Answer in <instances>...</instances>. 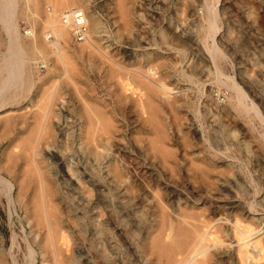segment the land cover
<instances>
[{"label": "rangeland", "instance_id": "rangeland-1", "mask_svg": "<svg viewBox=\"0 0 264 264\" xmlns=\"http://www.w3.org/2000/svg\"><path fill=\"white\" fill-rule=\"evenodd\" d=\"M7 1L0 264H264V0Z\"/></svg>", "mask_w": 264, "mask_h": 264}, {"label": "bare ground", "instance_id": "bare-ground-1", "mask_svg": "<svg viewBox=\"0 0 264 264\" xmlns=\"http://www.w3.org/2000/svg\"><path fill=\"white\" fill-rule=\"evenodd\" d=\"M75 2H74V4L73 5H71V6H69V7H67L66 9H64V11L63 10H61V11H63L61 14L58 12V14H59V16H58V19H59V22H60V24H58L59 25V32L58 33H56V32H54L53 31V33H56L57 34V39L56 40H54V41H52V43L55 45V47H59V46H61L60 45V42H59V37H61V36H63V34L65 33V29L66 28H68L69 29V27L66 25V23L65 22H67V18L69 17V15H71V14H73V13H75V12H77L78 10H80V11H83V7H82V4H81V2H80V0H74ZM2 2V1H1ZM73 7H76V8H73ZM82 9V10H81ZM83 13H84V11H83ZM82 13V14H83ZM0 15H1V17L3 18V23H5V24H3V26L6 28V30H7V32L6 33H8V36H9V41H8V43H7V48L5 49V51L4 52H6L5 54H4V52H3V54L4 55H2L1 56V58H0V90L1 89H3L4 87L6 88V86L7 85H9V83L11 82V81H16L15 80V78L16 79H18L19 77H21L22 78V76H23V66L24 65H22L23 63H22V61L21 60H19L18 59V57H16V56H19V55H21L22 53H23V47H22V45H21V43L19 42V35H18V30H17V23L15 24L13 21H11L10 20V16H11V13H10V4H9V1H7V0H4L3 2H2V6H1V10H0ZM94 16V15H93ZM72 17V16H71ZM96 17V16H95ZM57 19V20H58ZM62 19H65L64 21L62 20ZM98 19V18H97ZM1 20V19H0ZM87 21H88V18H87ZM97 21V20H96ZM1 23H2V21H1ZM98 23V22H97ZM96 25V24H95ZM95 27V26H94ZM58 28V27H57ZM94 29V28H93ZM26 33L28 34V35H30L31 37H34V35H35V31H34V29L33 28H30V29H27L26 30ZM55 34V35H56ZM71 34V33H70ZM37 35H38V33H37ZM45 35V34H44ZM48 33L46 34V37H48ZM88 35H89V31H88ZM88 35H87V37H86V39L84 40V41H86L89 37H88ZM65 36H67V35H65ZM36 37V36H35ZM38 39V38H37ZM41 39V38H40ZM32 40V39H31ZM50 42V41H49ZM83 42V41H82ZM41 43H42V41H41ZM46 47V46H45ZM53 49V48H52ZM23 55H24V53H23ZM23 57V56H22ZM112 61V60H111ZM119 67H121V66H119ZM115 69H118V68H115ZM120 69V68H119ZM127 69V68H126ZM148 70V69H147ZM6 72V76L5 75H3V72ZM128 71V70H127ZM127 80V79H126ZM218 81H219V79H218ZM126 82H129V81H126ZM126 82H125V85H126ZM222 82V81H221ZM18 83V82H17ZM158 83V82H157ZM14 84V83H13ZM129 84H132V83H129ZM161 85L162 84H164V83H160ZM160 84H158V86L160 85ZM127 85H128V83H127ZM15 86V85H14ZM128 87H130L129 89H132V90H134V92H135V89H134V86H130V85H128ZM128 87H126V88H128ZM132 87V88H131ZM157 87V86H156ZM160 87V86H159ZM164 87V86H163ZM162 87V88H163ZM165 87H166V85H165ZM164 87V88H165ZM11 88V87H10ZM167 88V87H166ZM169 88V87H168ZM9 89V88H8ZM8 89H7V91H8ZM10 91H11V89H9ZM16 90V89H15ZM171 91V90H170ZM6 92V91H5ZM13 93H14V91H13ZM170 98V97H169ZM140 104V103H139ZM246 105V104H245ZM90 106V105H89ZM198 106V105H197ZM218 107V106H217ZM198 108V107H197ZM249 112V111H248ZM102 114H105V113H102ZM91 117V116H90ZM88 120V119H87ZM93 120H92V117H91V122H92ZM97 120L95 121V118H94V124L96 125L97 123ZM93 123V122H92ZM94 124H92V125H94ZM94 125V126H95ZM97 126H99V125H97ZM89 127H91L90 125H89ZM105 127V126H104ZM100 128V127H99ZM89 129H91V128H89ZM92 129H94V127H92ZM102 129V128H101ZM92 131V130H91ZM94 131H96L95 129H94ZM93 131V132H94ZM101 131V130H100ZM98 132V131H97ZM94 135V134H93ZM105 135V134H104ZM95 136V135H94ZM92 140V139H91ZM94 145V144H93ZM91 146V145H90ZM94 148V147H93ZM194 164V163H193ZM46 185V184H45ZM41 189V188H40ZM43 198V197H42ZM252 208V207H251ZM193 213V212H192ZM190 215V214H189ZM228 219V218H227ZM203 220V219H202ZM179 221V220H178ZM204 221V220H203ZM164 223V222H163ZM208 223V222H207ZM177 224V223H176ZM197 224V223H196ZM214 224V223H213ZM208 225V224H207ZM237 225H239V223L237 224ZM240 225H242V224H240ZM178 226V227H177ZM176 227L177 228H180L179 227V225H177ZM201 226V225H200ZM249 227V226H248ZM160 228V227H159ZM250 228V227H249ZM264 228V227H263ZM161 229V228H160ZM180 229H183V228H180ZM249 230V229H248ZM247 230V231H248ZM250 230H255V229H250ZM250 230H249V232H250ZM262 230V229H261ZM158 231V230H157ZM177 232L179 231V229H177L176 230ZM182 231V230H181ZM245 232V233H248V232ZM184 232V231H183ZM255 232V231H254ZM254 232H252V233H254ZM156 233V232H155ZM244 233V232H243ZM243 233H242V231H241V236L239 235V237H238V243L240 244V247H239V249H238V256H239V259H240V261H242V262H244V264H245V262H247V259L249 258V256H250V253H249V250L247 249L248 247V242H247V237L246 238H243L244 236H243ZM245 233H244V235H245ZM251 233V232H250ZM250 233H248L249 235H250ZM251 233V234H252ZM174 234H176V236H174L175 238H177L178 236H177V233H174ZM180 234V233H179ZM154 236H155V234H153ZM185 235V234H184ZM205 235V234H204ZM213 235V234H212ZM211 235V236H212ZM214 237H216V236H214ZM254 237V236H253ZM160 238V237H159ZM161 239V238H160ZM179 239V238H178ZM204 239H206V238H204ZM219 239V238H218ZM254 239V238H253ZM157 240V239H156ZM176 240V239H175ZM180 240V239H179ZM189 240V239H188ZM252 240V239H251ZM160 241V240H159ZM178 241V240H177ZM255 243H256V245H258L259 247L261 246V244H260V239H254L253 240ZM179 242V241H178ZM181 243H182V241H180ZM237 243V244H238ZM217 244V243H216ZM177 245V244H176ZM255 245V244H254ZM156 246V245H155ZM211 246V245H210ZM260 249V251H262V247L261 248H259ZM201 250H203V249H201ZM186 251V250H185ZM258 251V250H257ZM188 252H190V251H188ZM191 255V254H190ZM257 258V257H256ZM254 260V259H253ZM252 260V261H253ZM187 262V261H186Z\"/></svg>", "mask_w": 264, "mask_h": 264}, {"label": "built area", "instance_id": "built-area-1", "mask_svg": "<svg viewBox=\"0 0 264 264\" xmlns=\"http://www.w3.org/2000/svg\"><path fill=\"white\" fill-rule=\"evenodd\" d=\"M78 10L69 15L66 25L76 41H84L88 35V21L85 12ZM72 16V17H71ZM63 21L65 19H62Z\"/></svg>", "mask_w": 264, "mask_h": 264}]
</instances>
